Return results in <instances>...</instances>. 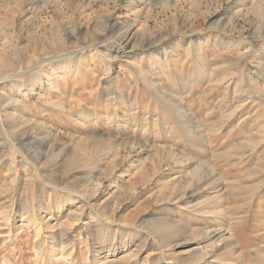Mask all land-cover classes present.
<instances>
[{
  "label": "rangeland",
  "instance_id": "rangeland-1",
  "mask_svg": "<svg viewBox=\"0 0 264 264\" xmlns=\"http://www.w3.org/2000/svg\"><path fill=\"white\" fill-rule=\"evenodd\" d=\"M0 264H264V0H0Z\"/></svg>",
  "mask_w": 264,
  "mask_h": 264
},
{
  "label": "bare ground",
  "instance_id": "bare-ground-1",
  "mask_svg": "<svg viewBox=\"0 0 264 264\" xmlns=\"http://www.w3.org/2000/svg\"><path fill=\"white\" fill-rule=\"evenodd\" d=\"M202 166V165H201ZM200 168V167H199ZM197 169V168H196ZM202 171V170H201ZM212 174V173H211ZM202 177H203V175H202ZM201 177V178H202ZM205 177V176H204ZM208 181V180H207ZM201 191V190H200ZM218 232V231H217ZM232 234V233H231ZM212 235H217V233L214 231V232H212V233H210L208 236H212ZM205 236V235H204ZM206 237V236H205Z\"/></svg>",
  "mask_w": 264,
  "mask_h": 264
}]
</instances>
